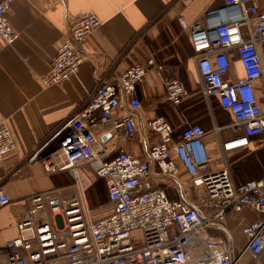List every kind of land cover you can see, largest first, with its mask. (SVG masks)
Segmentation results:
<instances>
[{
  "label": "built area",
  "instance_id": "obj_1",
  "mask_svg": "<svg viewBox=\"0 0 264 264\" xmlns=\"http://www.w3.org/2000/svg\"><path fill=\"white\" fill-rule=\"evenodd\" d=\"M12 2L0 0V37L7 43L17 38L7 16ZM224 2L237 10L218 13L220 20L214 23L196 22L190 30L203 95L209 102L217 101L233 121L226 127L234 135L222 142V153L215 158L209 154L204 140L207 130L200 123L186 125L175 141L173 125L158 116L148 123L156 140L146 158L125 150L108 158L95 133L99 117L110 120L121 136L137 132L132 115L114 117L124 104L133 111L142 108L137 85L147 68L132 65L115 81H101L81 109L52 135L53 144L41 157L43 168L49 173L68 171L77 190L68 196L58 189L32 195L28 216L17 222L18 235L0 246V264H239L245 251L255 260L264 253V167L260 177L236 183L228 164L211 166L213 159L219 162L228 152L252 144L264 150V98L258 95L257 85L264 91V10L249 5L251 0ZM213 13L209 18L218 16ZM100 24L91 11L68 22L67 35L50 68L40 75L44 86L58 85L78 73L88 56L85 44ZM231 52L237 53L244 72L236 80L226 78ZM148 64L155 62L149 59ZM188 95L180 80L167 82L165 98L171 105L182 104ZM15 149L10 127L0 122V160ZM37 156L31 159L40 160ZM179 162L190 184L205 193L208 210L186 198L171 199L151 181L154 165L161 174L177 178ZM88 166L104 180L111 205L98 217L88 206L79 175ZM10 203L0 188V210ZM245 207L260 218L244 228L247 244L242 253L234 254L227 240L212 236L208 229L221 227L228 212ZM49 212L54 215L51 221L37 217Z\"/></svg>",
  "mask_w": 264,
  "mask_h": 264
},
{
  "label": "crops",
  "instance_id": "obj_2",
  "mask_svg": "<svg viewBox=\"0 0 264 264\" xmlns=\"http://www.w3.org/2000/svg\"><path fill=\"white\" fill-rule=\"evenodd\" d=\"M249 5L264 10V0H251ZM223 6L224 0H13L7 16L17 38L7 43L0 37V122L10 127L16 142V149L0 160V188L11 199V203L0 210V246L18 235L17 222L28 216V199L32 195L58 189L68 196L77 190L78 185L68 171H45L41 157L49 152L55 131L81 109L101 81H115L135 64L147 68L145 78L137 85L142 108L133 111L124 104L114 115H132L137 125L136 134L121 136L110 120L98 118L95 133L108 158L120 150L146 158L150 144L156 140L154 132L148 128L153 118L164 116L173 127L181 126L179 131L174 127L175 141L180 139L183 128L192 123L190 119H203L204 109L200 105L206 104L210 109L211 104L202 92L190 30L196 22L220 20L218 13ZM87 11L95 13L101 21L85 44L87 58L75 76L58 85L44 86L40 75L50 68L67 35L68 22ZM210 13L218 14L217 19L209 18ZM230 56L231 68L226 78H242L244 72L237 53L231 52ZM149 59L155 64L149 65ZM172 79L180 80L189 91L188 97L177 106L165 98L167 82ZM257 85L258 95L264 98L261 84ZM210 116L212 119L213 115ZM212 121L204 140L209 154L215 158L222 153V142L234 132L227 125L217 124L216 119ZM245 150L249 154L239 156ZM37 153L36 158L40 160H32ZM225 164L229 165L236 183L258 178L263 172L264 150L252 144L228 152L219 162L213 159L211 166ZM79 175L86 187L96 180L98 186L102 183L107 190L104 180L99 181L89 166L82 168ZM189 178L180 162L175 179L161 174L158 166L152 167L151 181L163 188L171 199L187 198L208 210L203 202L205 193L192 186ZM183 182H188L190 191L187 192ZM106 198L103 203L111 209L108 194ZM37 217L51 221L54 215L49 212ZM259 218L260 214L249 207L230 211L221 227H210L208 232L227 240L233 253L240 254L247 244L244 228ZM239 264H264V253L254 261L253 254L245 251Z\"/></svg>",
  "mask_w": 264,
  "mask_h": 264
},
{
  "label": "rangeland",
  "instance_id": "obj_3",
  "mask_svg": "<svg viewBox=\"0 0 264 264\" xmlns=\"http://www.w3.org/2000/svg\"><path fill=\"white\" fill-rule=\"evenodd\" d=\"M209 104H211L210 109H209L208 105H206V104H205V106L203 104H202L203 106L200 105L201 109H204L202 120L194 121L193 119H190L189 122L200 123L206 130H209L212 127V123H213L212 120H215V119H216L217 124H219V125L221 124L220 126L231 124V122H230L231 116L228 115L227 112H225L221 108V106L218 104L217 101H211ZM210 114L213 115L212 119H211ZM225 122H229V123H225ZM174 127L177 131H179V129L181 128V126H179V125H176ZM247 153L249 154V151L245 150L241 154H239V156H241L242 154H243L242 156H245V154H247ZM262 156L263 155H261L260 157H262ZM99 181H100V179H99ZM82 184L84 187H86L85 183H82ZM90 184L91 185L89 187H86V198L88 201V206H89V208H90V210L94 216H97L100 214L101 215L105 214L108 210H110L107 203H105V202L103 203V201L105 200L104 196L107 194V190L105 189V192H104L103 196L101 197L100 190H99L100 185L98 186L97 181L93 180ZM182 185L184 186L185 189H187V192L190 191L188 182H183ZM204 200H205V198H204ZM189 201H192V200H189ZM254 261H255V259H254Z\"/></svg>",
  "mask_w": 264,
  "mask_h": 264
},
{
  "label": "water",
  "instance_id": "obj_4",
  "mask_svg": "<svg viewBox=\"0 0 264 264\" xmlns=\"http://www.w3.org/2000/svg\"><path fill=\"white\" fill-rule=\"evenodd\" d=\"M237 10L236 6L233 5H225L223 6L222 10L220 11L221 13H230L231 11Z\"/></svg>",
  "mask_w": 264,
  "mask_h": 264
},
{
  "label": "trees",
  "instance_id": "obj_5",
  "mask_svg": "<svg viewBox=\"0 0 264 264\" xmlns=\"http://www.w3.org/2000/svg\"><path fill=\"white\" fill-rule=\"evenodd\" d=\"M219 104V103H218ZM220 105V104H219ZM222 108V107H221ZM223 109V108H222ZM224 110V109H223ZM224 111H226V110H224ZM227 112V111H226ZM228 114H229V112H227ZM230 115V114H229ZM99 190H100V194H101V197L103 196V194H104V192H105V189H104V187H103V184L101 183L100 184V186H99ZM104 198L105 199H107L106 198V195L104 196Z\"/></svg>",
  "mask_w": 264,
  "mask_h": 264
}]
</instances>
